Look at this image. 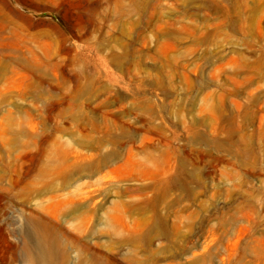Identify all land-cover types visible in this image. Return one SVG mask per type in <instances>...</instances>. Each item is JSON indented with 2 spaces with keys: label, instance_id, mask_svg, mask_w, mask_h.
<instances>
[{
  "label": "rangeland",
  "instance_id": "obj_1",
  "mask_svg": "<svg viewBox=\"0 0 264 264\" xmlns=\"http://www.w3.org/2000/svg\"><path fill=\"white\" fill-rule=\"evenodd\" d=\"M0 264H264V0H0Z\"/></svg>",
  "mask_w": 264,
  "mask_h": 264
}]
</instances>
